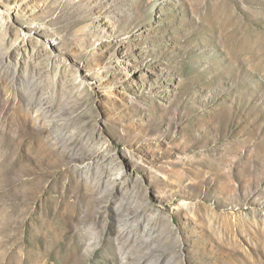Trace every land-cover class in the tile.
<instances>
[{
	"label": "rangeland",
	"instance_id": "obj_1",
	"mask_svg": "<svg viewBox=\"0 0 264 264\" xmlns=\"http://www.w3.org/2000/svg\"><path fill=\"white\" fill-rule=\"evenodd\" d=\"M0 264H264V0H0Z\"/></svg>",
	"mask_w": 264,
	"mask_h": 264
}]
</instances>
